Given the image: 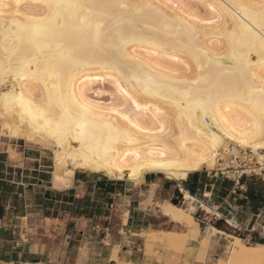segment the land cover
<instances>
[{"label":"bare ground","instance_id":"bare-ground-1","mask_svg":"<svg viewBox=\"0 0 264 264\" xmlns=\"http://www.w3.org/2000/svg\"><path fill=\"white\" fill-rule=\"evenodd\" d=\"M61 2L153 5L143 10H117L123 15L105 19L99 30L101 48L116 56L120 63L129 65L141 79L151 74L180 89H199L204 100L211 95L215 103L207 113L194 105L178 106L170 99L146 93L142 84L131 79V72L121 75L94 66H81L71 73L70 79L65 73L57 80L53 69L61 64L57 43L63 41L41 38L37 46L7 31L9 27L15 30L13 18L27 23L28 17L43 16L45 10L39 7L42 0H0V5L13 6L10 10L0 8L3 14L0 16V65H6L9 57L14 66L20 60L32 61L24 65L25 78L9 79L6 88L0 84V96L12 91L15 83L17 95L23 91L25 99L34 98L38 106L46 108L51 97L54 120L61 122V107L56 101L62 92L63 107L70 110V118L63 120L59 138L55 139L46 131L37 132L30 127L27 116L23 123L18 114L5 117L0 105V136L23 139L51 151L53 187L66 186L77 169L138 183L146 172L183 179L189 172L203 168L214 170L220 166L219 169L224 170L233 164V157L241 158L250 167L264 162V150L250 142L242 144L244 137L240 135L246 123L258 124L261 118L258 107L264 99L261 91L264 89V55L259 41L253 42L250 37L242 42L231 36L233 29L240 30V20H234L233 13L241 15L231 5L259 3V0ZM129 20L138 21L139 29L128 23ZM75 39L94 44L95 26L86 40L78 36ZM198 73L204 78L200 83H178L197 80ZM117 83L137 104L124 96ZM212 136L216 137L215 145ZM257 142L264 143L259 137ZM247 150L249 155L245 154ZM161 210L187 228L198 226L191 213L192 206L184 209L165 202ZM186 236L172 231L148 234L151 240H165L176 249L184 246ZM262 261L264 246L247 245L234 238L227 257L216 264H262Z\"/></svg>","mask_w":264,"mask_h":264},{"label":"crops","instance_id":"crops-1","mask_svg":"<svg viewBox=\"0 0 264 264\" xmlns=\"http://www.w3.org/2000/svg\"><path fill=\"white\" fill-rule=\"evenodd\" d=\"M39 147L0 136V264H216L234 238L264 246V176L200 169L135 183L77 169L55 188ZM165 202L192 206L197 228L163 213ZM151 231L187 236L176 249Z\"/></svg>","mask_w":264,"mask_h":264},{"label":"snow or ice","instance_id":"snow-or-ice-1","mask_svg":"<svg viewBox=\"0 0 264 264\" xmlns=\"http://www.w3.org/2000/svg\"><path fill=\"white\" fill-rule=\"evenodd\" d=\"M11 4H2L0 8L11 9ZM19 8V4L16 5ZM45 10V14L39 19L35 17H28L27 23H19L13 18V24L15 30L9 27L7 31L15 36L17 39L23 41L27 39L30 43H34L39 46V40L42 39H59L63 43H57V49L60 52L61 64L53 69L55 77L60 80L65 73H67L69 79L71 73L81 66H94L102 68L105 71L111 70L113 72H119L121 75L131 72V79L135 80L137 84L144 86L143 90L146 93L158 96L161 99H170L178 106L188 104L189 106L199 107L202 111L207 113L212 109L215 103L209 95L207 100H204L199 89H193L186 87L180 89L163 82L161 79H157L151 74H145L143 79L140 75L133 71V69L127 65L120 63L119 59L110 54L105 49L101 48L99 44L100 29L103 27L105 19H113L114 17L123 13L117 10H143V8H152L153 5H129V4H108V3H81V2H61V0H42L39 5ZM211 7V6H209ZM232 9L239 10L241 15L233 13V19L240 20V30L237 32L233 29L231 36L233 39L239 38L242 42H247L249 38L254 41H259L261 54L264 55V0H259V3L252 4H232ZM215 11V8H213ZM3 14L0 13V16ZM19 15V12H17ZM40 21H47V24H41ZM212 21H209L211 23ZM128 23L133 24L139 29L140 24L138 21L129 20ZM95 26L96 28V42L94 44H87L79 42L75 39L77 36L82 40H86L88 33ZM17 51H19L17 49ZM119 51V49H117ZM33 59H36L35 57ZM31 63L32 61L20 60L13 65L11 57L8 58L6 65H0V84L6 88L9 79L19 80L25 78L24 65L25 63ZM199 63V61H197ZM187 67V65H185ZM199 76V73H198ZM51 79V76L49 77ZM204 79L199 76L197 80L181 81L185 85L191 83L193 85L200 83ZM47 88V85H45ZM58 87V85H54ZM117 88L132 100L127 92L123 88H120L117 83ZM264 92V89L261 90ZM182 97L183 99H178ZM133 104H137L136 100H132ZM53 101L51 97L47 102V107L38 106L34 102V98L28 100L25 99L23 91L17 95L15 90V83L13 84L12 91H5L3 96H0V105H2V114L5 117L9 115L18 114L21 123L24 122L25 116L29 118V126L35 131H46L53 138L58 139L61 131L62 122L65 118H70V110L63 107L65 101L61 92L60 99L56 101L57 106L61 107V122L54 120L55 112L52 108ZM138 106V105H137ZM19 109V111H18ZM83 110V109H82ZM258 110L261 113L259 123L245 124V129L241 130L240 135L244 137L241 143L250 142L252 145L264 150V143H258L257 137L260 141H264V99L260 101ZM52 117V118H50ZM41 121L43 123H41ZM55 123V128L53 124ZM105 127H109L105 125ZM255 129V131H253ZM83 131V129H82ZM112 129L110 128V132ZM117 135L119 132L117 131ZM213 145L216 143V137L212 136ZM108 148L105 147V152ZM159 167H164L159 165ZM264 264V261H262Z\"/></svg>","mask_w":264,"mask_h":264},{"label":"built area","instance_id":"built-area-1","mask_svg":"<svg viewBox=\"0 0 264 264\" xmlns=\"http://www.w3.org/2000/svg\"><path fill=\"white\" fill-rule=\"evenodd\" d=\"M233 160V164L230 167H227V169L224 170L218 169V171L223 175H226L228 172H230L236 180L247 176H264V162L257 163L253 167H250L239 157H233Z\"/></svg>","mask_w":264,"mask_h":264},{"label":"rangeland","instance_id":"rangeland-1","mask_svg":"<svg viewBox=\"0 0 264 264\" xmlns=\"http://www.w3.org/2000/svg\"><path fill=\"white\" fill-rule=\"evenodd\" d=\"M8 139H10V138H8ZM37 147H39V146H37ZM40 148V147H39ZM41 150H43V151H45V153L47 154V156L48 157H50L49 159H50V161H52L53 162V160H52V153H51V151L49 150V149H43V148H40ZM245 154H250L249 153V150H247L246 152H245ZM241 159V158H240ZM219 168H221L220 166H218L216 169H214V170H218ZM204 169V168H203ZM209 171H211V170H209ZM228 175H231V173L230 172H228Z\"/></svg>","mask_w":264,"mask_h":264},{"label":"trees","instance_id":"trees-1","mask_svg":"<svg viewBox=\"0 0 264 264\" xmlns=\"http://www.w3.org/2000/svg\"><path fill=\"white\" fill-rule=\"evenodd\" d=\"M256 198V196H254V199ZM173 204V203H172ZM175 204V203H174Z\"/></svg>","mask_w":264,"mask_h":264}]
</instances>
